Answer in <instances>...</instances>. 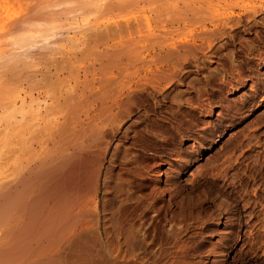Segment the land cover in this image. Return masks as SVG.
Wrapping results in <instances>:
<instances>
[{"label": "rangeland", "instance_id": "374dc122", "mask_svg": "<svg viewBox=\"0 0 264 264\" xmlns=\"http://www.w3.org/2000/svg\"><path fill=\"white\" fill-rule=\"evenodd\" d=\"M73 1L76 3L75 0H58L68 9L73 7ZM112 1L114 5L117 4L115 7L124 11L112 9L111 14L99 9L93 12L99 21L91 15L89 22H92L87 23L89 14H85L83 19L86 21L83 20V15L75 12L80 11L78 8L74 10L75 13L71 10L72 13L63 17L66 22L53 20L47 21L48 24L46 21H37L31 26L33 29L19 27V30L15 28L16 31L5 29L4 32L3 28V33L0 30V69L4 66L0 76L6 73L9 77L10 93L13 87L17 88L15 91L18 90V94L13 91L16 97H13V93V96L9 95L10 98H17V102L11 98V103L15 102V109L19 110L20 97L27 81L18 77L17 73L28 63L38 59H56V56L57 59L75 57L77 62H87L97 57L93 53L105 45L89 49L88 41L98 28L121 25L122 22V25L133 24L132 27L142 30L154 27L157 23L163 31H171L172 26L179 27V32H176L178 36L188 35L189 41L196 43L193 44V53L181 52L186 53L175 66V76L170 81H161L158 86L160 89L147 83L138 92L135 91L136 96L133 98L136 100L130 104L132 107H128V114L121 122L115 121L114 134H110L115 143L108 151L103 168L109 177L101 193L102 208L108 210L122 198L123 191L120 188L126 183V188L131 187V193H142V232L141 236L135 232L134 248L129 252L135 257H141L144 253L142 257L147 262L152 260L151 253L154 250L171 246L175 257L168 264H264V0H203L201 9L183 16L176 14L179 16L176 18L175 15L170 16L175 18L168 17L170 20L166 16L155 19V14L149 11V3L145 0H137V7L130 6L135 3L134 0L132 4L129 0H120L122 5L119 0ZM23 2L26 5L27 0H15L10 7L14 11L16 5L20 3L17 7H22ZM57 3L52 1L51 4L57 7ZM63 5L59 6L63 8ZM18 11L23 12L17 8L16 15ZM105 13L110 16L105 17ZM71 17H78L81 26L67 23L73 20ZM81 20L86 23L84 26ZM92 23L97 27L92 26ZM126 30L115 34L114 40L111 38L110 42L126 39ZM6 31L10 34L7 32V35ZM146 59L156 61L150 55ZM167 66V63L162 65L163 68ZM144 72L149 71L142 70L141 74ZM131 76L136 77V74L132 73L128 78ZM15 83L21 84L16 86ZM126 148L130 149V154ZM124 156L129 159L126 160ZM161 162L167 167L165 184L171 198L158 197L153 201L150 169L155 163ZM137 165L141 168L142 177L135 173ZM112 166L114 169L111 170ZM124 176L129 180L121 179ZM109 180L113 184L108 183ZM171 202L178 203L179 208L171 210ZM109 238L112 239V245L117 246L115 237ZM166 259L161 257L160 262L164 264Z\"/></svg>", "mask_w": 264, "mask_h": 264}, {"label": "bare ground", "instance_id": "6f19581e", "mask_svg": "<svg viewBox=\"0 0 264 264\" xmlns=\"http://www.w3.org/2000/svg\"><path fill=\"white\" fill-rule=\"evenodd\" d=\"M52 1L58 2V0H27L26 5H24L25 2L22 4L25 8L17 7L21 5L20 1V3H16L17 5L15 4L16 9L13 8V11L10 6L15 0H0L1 33H3V28L4 32L5 29L17 28L19 30V27H25V30L26 27L30 29L29 27L37 21L38 23H40L39 21L53 20L62 22L63 17L66 18L71 10L73 13L83 15H80L82 19L86 17H84L85 14H89V17L86 18L87 21L83 19L87 23L90 21L91 15L94 17L93 12L95 13L99 9L111 14L112 9L121 10L119 7H115L117 4L114 5L112 0H75L76 3L73 1L75 5L73 4L70 9L64 8L63 4H59L60 2L57 3L58 8L55 4L54 7L51 4ZM132 1L129 0L130 4ZM134 1V5L130 6L136 5L137 7V0ZM146 1L149 3V11L155 14V19L166 16L165 18L170 20L172 18L170 16L175 15L176 18L179 17L177 16L179 14L183 16L203 7V0ZM203 3L206 4V2ZM123 4L126 5L125 1ZM59 5L61 7L63 5V8ZM17 8H21L23 12L18 11L16 15ZM78 8L80 11L74 12ZM132 9L135 10V7ZM108 13H105V17L106 15L110 16ZM68 17L70 18V16ZM71 18L73 20L67 23L78 24L80 22L78 17ZM94 19L99 18L94 17ZM81 22L83 26L86 24L82 20ZM101 23L99 22V24ZM122 23L121 25H105L104 28H98L96 34L90 37L89 49L105 45L93 53V56L96 54L97 57L92 60L77 62L75 57L57 59L58 56L55 55L56 59H38L28 63L25 65L26 67H22L17 76L24 78L27 85L25 88L22 85L24 91L23 95L19 96V110L15 109L17 98H13L17 96L18 90L15 91L17 88L13 87L12 89V85H10L11 91L13 90L17 94L15 95L13 91L10 93L8 89L9 77L6 73L1 74L3 77L0 76V264H163L160 262L161 257L167 258L164 264H168V261L174 259V250L171 249V246L170 248L167 246L168 249L157 248L154 250L151 253L152 260L148 262L142 257L145 256L144 253L141 257L131 255L135 232L140 234L139 236L142 232L143 210L141 208L144 196L141 192V194L131 193V187L130 189L126 188V183L120 188L123 191L122 198L113 207L104 210L101 205V193L109 176L108 172H103V168L108 151L115 143L110 137L114 124H116L115 121L121 122L122 118L126 117L128 107H132L130 104L134 100L133 96H136L135 91L138 92L147 83L158 87L161 85V81L174 77L175 66L179 63V58L186 53L182 54L181 52L192 51L195 42L192 44L188 35L178 36L176 32H179V27H173V24L171 31H163L158 27V23L154 27L149 26L146 30L135 29L131 26L133 24L122 25ZM99 24L98 26H100ZM92 26L90 27L92 28ZM24 29L22 28V30ZM75 29L77 28L75 27ZM125 29H127L126 36L124 35L126 39L110 42L115 34L117 35ZM18 33L20 32L18 31ZM211 33L213 32L211 31ZM206 35H210V33H206ZM8 48L7 50H9ZM32 48L30 47V49ZM10 50L12 49L10 48ZM77 51L79 52V50ZM195 52L197 53V50ZM89 55L90 59L91 54ZM148 55L155 58L156 61L151 62L146 59ZM163 63L168 64L167 68L162 67ZM146 69L149 72L141 74L142 70ZM132 73H135L136 77L128 78ZM20 84L15 83L16 86H20ZM158 88L160 89V87ZM9 95L13 96H11L15 101L13 104ZM119 144L121 143L119 142ZM126 150L130 154V149L126 148ZM109 158L111 159V157ZM127 159L129 158L126 157ZM129 162L126 161V163ZM162 162L155 163L150 169V177L153 179L151 192L153 201L158 197L168 198L169 196L165 184L167 167ZM110 163H113L112 160ZM138 165L135 166V173L138 177H142L143 173ZM112 168L113 166L110 169L112 170ZM125 176L121 179H124ZM117 178L119 179V174ZM110 180L108 183H112ZM106 194L109 193L106 192ZM170 196L169 198H171ZM177 204L171 202V210L178 209ZM107 206L109 207V205ZM137 207L138 211H136ZM145 208L147 207L145 206ZM111 236L115 237L117 246L112 245V239L108 240V237ZM175 241L177 240L175 239ZM149 252L147 251V253Z\"/></svg>", "mask_w": 264, "mask_h": 264}]
</instances>
